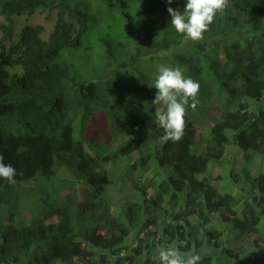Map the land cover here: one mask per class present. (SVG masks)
Segmentation results:
<instances>
[{"label": "trees", "instance_id": "trees-1", "mask_svg": "<svg viewBox=\"0 0 264 264\" xmlns=\"http://www.w3.org/2000/svg\"><path fill=\"white\" fill-rule=\"evenodd\" d=\"M116 1L99 7L100 11L108 9V19H103L104 22H112L106 25L109 32L99 30L97 34L102 43L103 60L108 63L103 69L95 70L92 77L90 74L76 80L57 60L60 57L71 59V53L87 42L81 38L90 20L86 6H82L84 0H0V15L9 23L12 16L25 11L31 14L40 7L57 9L47 40L39 38L41 26L24 25L13 46L6 50L0 43V119L7 121V132L0 131V155L5 164L16 170L15 183L0 178V264H17L20 256L30 253L34 254L36 264H50L54 260L58 264H111L110 256L123 249L124 245H120L129 231L141 228V210L148 212L145 208L154 206L163 212L161 204L165 198L168 211L174 213L175 208L180 207L177 205L179 195L187 189L189 196L181 197L186 208L180 213V221L185 224L180 230L187 228L188 233L186 243L177 249L189 250L201 228L211 244H208L210 250L202 253L199 264H212L215 256L220 263L222 258L218 231L205 227L210 221L208 214L218 213L239 235L255 234L259 230L260 213L253 205L255 201L264 208V174L251 177L249 166L255 155H264V112L252 110L250 106L264 100V0H228L224 14L229 16L221 18L217 27H210L209 38L188 46L181 45L184 34L167 26L171 25L167 9H173V3ZM114 6L121 13L130 15L134 9L145 17L144 31L136 27L138 21L126 26L134 39L136 52L132 57L127 55L125 33L114 27L116 20L109 13ZM144 7L157 16H151ZM214 44L217 49L211 58L208 51ZM145 47L153 49V53L145 55L142 52ZM164 48L168 49V58L157 54ZM198 53L202 54L209 79L216 86L214 93L211 89L205 92L199 88L205 94L202 101H210L215 96L222 110L217 118L206 119L212 125L203 141V150L195 153L191 146L197 131L196 116L200 115H195L190 108L186 110L181 139L163 142L164 130L156 123L158 105L152 104L157 91L148 89L144 73L138 77L135 72L138 64L149 63L179 68L182 73L185 70L194 76L192 72L198 71L197 63L188 57ZM110 65L112 70L105 75ZM15 67L21 68V74L7 73L8 68ZM183 75L191 76L189 73ZM107 87L113 96L108 94ZM117 94L122 95L120 100ZM163 108L162 105L160 109ZM98 109L105 114L108 125L101 124V130L94 129L93 125L90 128L99 137L106 136L102 144L89 141L97 140L95 134L93 138L85 137L91 114ZM76 131L80 139L75 138ZM117 137L127 139L113 152H107V143ZM228 146L241 152L244 165L241 172L253 189V200H243L240 213L237 211L240 201L236 196L222 194L209 183L194 187L200 184L196 180L200 174L207 173L205 176L211 180V168L223 162ZM132 153H137V158L129 157ZM137 161L141 166L146 163L150 168L154 166L153 175L159 180L166 174L165 170L170 169L172 176L164 180L168 189H159L160 181H152L145 187L133 180ZM102 164L109 165V169ZM60 167L69 168L74 180L83 187L76 197L77 203L70 202L67 194L49 204L43 200L40 206L44 209L43 215L37 213L36 208L31 211L29 223H15L12 216L17 209L19 185L37 179L53 185ZM236 176L231 178L234 183L238 180ZM125 186L135 188L138 193L142 191L143 195V189L151 187L155 194L148 205L136 207L126 202L120 205L114 196L120 191L117 189ZM257 191L263 195L258 197ZM109 204L118 212L115 216L110 214ZM1 218L7 219L6 226ZM176 228L178 226L167 225L161 242L165 239L172 243L183 236ZM147 244L142 247L140 241L133 249L135 264ZM100 250L107 252L102 254ZM237 264H246V261Z\"/></svg>", "mask_w": 264, "mask_h": 264}, {"label": "rangeland", "instance_id": "rangeland-1", "mask_svg": "<svg viewBox=\"0 0 264 264\" xmlns=\"http://www.w3.org/2000/svg\"><path fill=\"white\" fill-rule=\"evenodd\" d=\"M45 1L49 2L51 0H45ZM162 1L165 2L167 0H162ZM109 2L113 4V3H116L117 1L116 0H110V1L109 0H84L82 6L83 7L86 6L85 10H87L90 20L88 22V25L85 26L86 28L81 38L83 39V41L85 38L87 42L83 43V46H81L77 50V52L71 53L73 55L71 59H69V57L68 58L60 57L57 60V62H60L61 66L66 71V73L72 76L73 78H75L76 80H81L82 78L89 76L90 74H91L90 76L92 77V74L95 70L103 69L104 65L108 63V61L103 60L104 54H102L103 52L102 43L98 41L97 34L99 33V30L108 31L109 27H107L106 25L112 24L111 21L104 22V20L108 19L106 18L107 17L106 13L108 12V9H104L103 11L99 10L100 6H107ZM186 2L187 0H172L173 10H180L181 12H183L184 7L186 6ZM226 9H228L227 5L222 11H219L215 15L213 23L209 26L208 31H206L203 34L202 39H206L205 37L209 38L210 36L209 33L212 30L210 27L212 26L217 27L218 24H220L221 18L229 16L226 13L224 14ZM132 10L133 11L132 13H130V15H128L127 13H121L119 9H117V7L115 6L112 10L109 11L110 15H113L116 20V24H114V27L122 29L123 33H125L126 38L124 39L127 40L126 43H128L127 44V47H128L127 55L130 57L134 56L136 51H134L135 45H134L133 35L132 33L128 34V30H127L128 28L126 26H130V25L133 26L137 21L139 22V24L136 27L140 31H144L146 29L145 26H147L143 20L145 19V17L142 18L139 11L137 12L134 9ZM143 10L148 11L151 16H155V17L157 16L154 12H150L147 7H144ZM56 16H57V9L50 10L49 8L45 9L43 7L37 8L31 14L25 11L21 13L20 15H17V16L14 15L12 16L10 23L6 21V19L3 16L0 15V43L4 46L6 50L10 46H13L18 41L20 37V33L24 25L41 26L42 31L39 34V38L45 41L47 40L48 36L53 30L52 26L55 23ZM67 19H69V17H67ZM167 26L172 27L171 25H167ZM74 27L78 28L77 24H75ZM150 28L152 30V27ZM151 30L149 33L150 36L153 33ZM146 37L147 35L143 36V38H146ZM195 42H199V41L197 40ZM195 42L190 39L185 40V36H184L181 45L186 44L188 46L191 44H196ZM211 47L212 48L208 51V55L211 58H213L215 56L214 51L217 49L216 44L212 45ZM179 50H182V47L179 46ZM152 51L153 49H149L145 47L142 52L145 55H150L151 53H153ZM167 53H168V49L166 48L162 50L159 49L157 51V54H160L163 57H167ZM91 56L94 60L90 59ZM188 58L196 60L198 71L192 72L194 76L191 75V72H187L185 70L183 71V73L187 75L189 73V75L192 76V79L199 83L200 89H202L201 91L208 92L211 89L212 92L214 93L216 91V86L213 83V81L209 79L210 77L208 76V71L206 70L203 64L202 54L198 53L194 57L192 54ZM152 61L154 62L153 59ZM159 66L160 64L158 65H154V64L152 65L149 63H145L144 65L138 64L137 65L138 70L135 73L136 75H138V77H141L143 73H148L149 74L148 77L150 81H152L153 79L155 82V77L158 74ZM112 67L113 66L110 65L107 69H105V75H108L111 72ZM134 67L136 68V65H134ZM7 73L11 75L14 73L21 74V68L20 67L8 68ZM152 87L154 88V86ZM107 88L109 92L108 94L110 96H113L111 94L112 92H110L109 90L110 88L109 87ZM200 89L195 98L198 101L197 107L194 109V111H192L193 113H195V115L196 114L200 115V116H196L197 117V122H196L197 131L195 133V136L193 137L195 144H193L194 141H192V146H191V151L195 153H200L203 150V147H204L203 141H205L207 134H208L207 133L208 125L209 126L212 125V123H209V121L206 119L209 118V120L211 121L210 116L213 118H217L222 110V107L219 104L220 101H218V99H216L215 96L212 97L210 101H208L207 99L206 101H202V97L205 94L201 93ZM155 90L156 89L154 88L153 91ZM117 95H118L117 99L120 100L122 95L120 94H117ZM73 96L75 97L74 94ZM70 99H75V98H70ZM191 102H192V99L189 98V105L191 104ZM161 106L162 105H158L156 109H160ZM250 107L252 110L264 112V100L256 106L251 104ZM189 108L190 110H193L190 106H187L186 110L189 111ZM90 109L92 108L90 107ZM102 112L103 111L99 109L97 111L92 112L91 118L89 120L90 125L86 128V131H85V137L87 139L89 138V136L93 138L94 134L96 137H98L97 140H89L92 143L94 142L96 144H102L104 143L103 139H107L106 136L99 137V134L97 135V133H94V130L93 132H91V128H90L93 125L94 129L101 130L103 128L101 124L108 123L106 121L107 118L105 114ZM0 131L3 133L7 132V121L0 119ZM74 135L76 139H80V135L77 131L75 132ZM122 136H125V135L122 134ZM125 139H127V137L126 138L117 137L111 140L109 143H107V149L117 147L119 144L123 143ZM155 150L157 151L158 149H155ZM137 156H138L137 153L132 154V157L136 158ZM242 162L243 160H242L241 152L239 150H234L233 147L231 146H228L223 162L211 168L213 169L211 173V180L210 178H207V176H205V174L207 173L200 174L199 176L196 177V180L200 184L198 185L195 184L194 187L195 188L196 186L201 187L203 183L204 184L209 183L213 186H216L218 191L222 194L230 193L236 196L237 197L236 199L240 201L237 207V211L238 213H240L242 211L243 200H247L248 202L253 200V197H252L253 194H251V192H253V189L250 183L247 180H245L241 172L244 166ZM101 166L105 169H109V165L104 166V164H102ZM249 167L251 169V172H250L251 177H257L260 174H264V155H258V154L255 155L253 158V163H251ZM154 168L155 167L153 166L152 170H149V169H148L149 171L146 170L144 173V177L146 179H151L153 182L160 181L161 184H159V189L161 188L163 190L168 189L164 181L165 179L163 177L161 180L157 179L158 177L157 178L154 177L153 175ZM68 169L69 168H66V167H60L59 171L55 174L56 182H54L53 185H46L45 183H42L40 179L32 180L30 182L20 184L19 185L20 189L17 190V195H16L17 209H16L14 216H12V220L18 224H20L21 222L29 223L30 222L29 220L31 218V211L33 210L36 211V208H37L36 212L43 215L44 209L40 207L42 206L43 200L45 201V204H49V203H52L53 199H56V198L62 199L64 194L68 195L70 202L77 203L76 197L80 196L82 192L81 189H83V187L79 182L74 180L73 176L69 173ZM166 171H169V170H166ZM229 173H231L230 177L227 176L229 175ZM235 175L238 176L237 183L236 182L234 183V181L232 180ZM219 176H221V179H216ZM156 184L158 185V183ZM149 189L150 190L147 192V194L148 196H152L154 193V189L153 188L151 189V187H149ZM121 190H122L121 191L122 193H119L118 195L116 194L114 196V200L119 198L121 199L122 202L123 201L124 202L130 201L134 203L140 202L139 197L137 194H135V192L133 191V188L131 187L123 188ZM255 195H258L259 197L263 194L257 191L255 192ZM179 196H180V199H178L177 205L180 206L181 208L176 207L174 210V213H170L168 211L159 216L154 215L153 212L144 213V219L146 220V222L143 223V228H146V225H150L152 227L150 230H148L152 234L149 233V235L148 234L145 235L146 237L145 241H147V239H150V242L148 243H151V246L147 244L146 248L143 250V254L137 261L138 264H160L159 257H158V253L160 250L168 246H171L173 248L178 247V242L169 244L165 241V239L163 242H161L160 238H161V235L163 234L162 229H165L167 225H174V226L179 225V222L181 219L180 213L186 208V205L185 203H183V200L181 201V197L184 196L185 198H187L189 196L188 189L185 192L181 193V195ZM64 204L65 203L62 202V205ZM110 206H111L110 214L112 216H115V214L118 212H116V210L114 209L115 207H113L112 204H109V207ZM253 206L255 207L257 212L260 213L259 225H258L259 230L255 234H248V233L244 234L243 233L239 237V232L237 231L236 233L237 235H231V234L228 235L229 233L228 230L232 229L231 224L222 223V221H220V219L218 218L219 216L217 214H214L212 216L213 217L212 220L214 223L212 224V226L215 228H218L219 231H221V237L224 235L223 236V243H224L223 246L224 248L230 251L226 253L224 251L222 252L221 254L222 258H221L220 263L216 261V256L213 257V262H212L213 264H226V263L236 264V262L244 261V260L246 261V264H250L251 261H254V263L256 264H264V208L258 205L257 202L255 201H254ZM9 215L10 214L7 213V216ZM1 219L3 222V226H6L7 219L5 218H1ZM219 224H221V226H219ZM180 227H183V226H180ZM223 227H225L224 228L225 232L221 230L223 229ZM177 231H179L181 235V233L183 234L184 229L183 231L180 229L176 230V232ZM140 235H141L140 233L138 234L136 233V229L129 231L128 236L124 238L122 244L120 245V246L124 245L123 249L121 251L114 252L113 257L110 256L111 263L113 264H135L136 257H133L132 252H133V248L139 242ZM184 238H185L184 236H179V238L176 241L180 240V244L182 246L184 245V242H185ZM194 241H199L201 243V245L197 246L196 248L198 251L197 250L195 251V246L193 242L192 250L191 251L184 250L183 252H186L189 254L198 253L201 257L203 252L210 250L208 243H207V239L203 236V233H198V236L195 238ZM142 244L146 245L144 241H142ZM5 248H8L7 244ZM106 252L107 251H101V250L99 251V253H102V254H105ZM233 254H235L236 256H239L238 259H235L234 257H230V255H233ZM33 255L32 253H30L29 255L20 256L17 264H36L35 261L33 260ZM58 263L59 262L57 260H54L50 264H58Z\"/></svg>", "mask_w": 264, "mask_h": 264}, {"label": "clouds", "instance_id": "clouds-1", "mask_svg": "<svg viewBox=\"0 0 264 264\" xmlns=\"http://www.w3.org/2000/svg\"><path fill=\"white\" fill-rule=\"evenodd\" d=\"M167 2L170 5L172 3V0H167ZM227 2H228V0H187L186 6L184 7L183 12H181L180 10H173L171 7H169L167 9V11H168L169 15L171 16V26L178 33L184 34L185 40H189V39L192 41L200 40L203 38V34L206 31H208L209 26L213 23L215 15L219 11H222L226 7ZM144 74L145 75L143 77L146 80V84H147L148 89L153 90L155 88L157 90L155 98L152 101V104L164 106L163 109H157L156 110V117H157L156 123L160 128H162L164 130V135L161 137V140L165 143H167L170 140L172 142L179 141L181 139V137L184 133V129H185L184 117L186 114V106H190L193 110L197 107L198 101L195 98H196L198 91H199V88H200L199 83L190 77L185 78V76L183 75L182 71L179 68H173L171 66L166 67L164 65H160L159 69H158V74L155 77V82L153 79H152V81H150V79L148 77L149 76L148 73H144ZM152 86H154V88ZM180 97H182V99H179ZM189 98L192 99V102L190 105H189ZM209 127L210 126L208 125V129H209ZM115 149H116V147L110 148V149L108 148L107 152H109V153L113 152ZM157 151L160 153L159 150H157ZM132 154H134V153H132ZM132 154L129 157L135 159V157H132ZM136 163L138 166L136 167L135 173L132 176L133 180L138 182V184L140 186L146 187L148 185V183H151L152 180L146 179L144 177V173L148 169L152 170L153 167L150 168L151 166L148 163H146L144 166H141V164L138 161ZM148 166H149V168H148ZM167 170H169V171L165 170L166 174L162 175L164 179L165 178L167 179V177L172 176L170 173V169H167ZM15 175H16V170L10 164H5L3 162V156L0 155V178L6 179L9 183H15L16 182L14 179ZM124 188H130V187L125 186ZM118 190H120V191H118ZM149 190H150L149 187L143 189V191H145V195H143L144 192H143V194H142V191H141V193L140 192L138 193L135 191V188H133V191L135 192V194L138 195L140 202L139 203L135 202L136 203L135 204L134 202L126 201V203L133 204L136 207L143 205V204L148 205L150 203L149 201L151 200V197H152V196H148V194H147V192ZM117 191L119 193H122L121 189H117ZM184 192H185V190H184ZM119 193H117V195ZM153 194H155V193H153ZM126 198H128V197H126ZM116 200H118L120 202L119 203L120 205H124V203H125L124 201L122 202L121 199H119V198ZM161 207L163 209V212L157 210L154 206L147 207L145 209H146V211L149 210L148 212H153V214L156 216H159L161 214L168 212L169 208L167 207L165 198H164L163 203L161 204ZM165 210H167V211L164 212ZM169 212L171 213V211H169ZM140 213L142 214V220H141L142 226H141V228L136 229V233L137 234L140 233L141 235L139 237V242L135 247H137L139 245L140 241H141L142 247L145 246L142 244V241H144L146 244L150 241V239H147V241H145L146 240L145 235L146 234L149 235L150 231H148V230H150L152 228L150 225H146V228H143V223L146 222V220L144 219V213H146V212H142V210H141ZM214 214L215 213H211V214L207 215V217L210 219V221L205 224V227L207 229L215 228L212 226V224H214L213 220H212V218H213L212 216ZM216 214L219 216L218 218L220 219V221H222V223L228 224L227 222L222 220L221 216L218 213H216ZM183 225L185 226V224L182 221H180L178 228H176V230H179L180 229L179 227L183 226ZM219 226H221V224H219ZM225 227H223V229H221V230L224 231ZM186 229L187 228L184 229L185 232L183 233V236L185 237L184 238L185 239L184 244L186 243V233H188V230L186 231ZM144 230H145V232H144ZM215 230L218 231V234L221 237V231H219L218 228H215ZM197 231H198L197 236H198V233H203L201 228ZM228 231H229L228 235L229 234L237 235L236 234L237 231H233L232 229H229ZM150 234H152V233H150ZM223 236L220 238V242H219L220 248H221L222 252L223 251L225 253L230 252L228 249L224 248V246H223L224 245ZM240 236L241 235H239V237ZM204 237L207 239V243L211 244V243H209L208 237H206V236H204ZM176 240L172 243H169V244H173L175 242H178V246L181 245L180 240H178V241H176ZM192 243L189 247L190 249L187 251L192 250ZM199 245H201V243L199 241H194L195 251L197 250L196 248ZM158 257H159L160 264H199V262L201 260V257L198 253L189 254L186 252H181L179 249H177V247L173 248L171 246H168V247L160 250L158 253ZM230 257H234L235 259H238V256H236L235 254L230 255ZM212 262H213V259H212ZM237 263L238 262H236V264ZM251 263L256 264V263H254V261H251ZM111 264H113V263H111ZM227 264H229V263H227Z\"/></svg>", "mask_w": 264, "mask_h": 264}]
</instances>
